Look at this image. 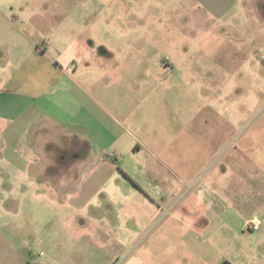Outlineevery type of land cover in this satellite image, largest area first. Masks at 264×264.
Masks as SVG:
<instances>
[{
  "label": "rangeland",
  "instance_id": "obj_1",
  "mask_svg": "<svg viewBox=\"0 0 264 264\" xmlns=\"http://www.w3.org/2000/svg\"><path fill=\"white\" fill-rule=\"evenodd\" d=\"M65 6L82 8V21L74 22L83 28L80 36L95 37L118 60L116 73L72 69L74 84L112 109L98 107L101 115L108 111L117 119L118 124L111 122L117 131L101 126V117L87 111L70 127L91 137L94 155L114 154L117 148L118 156L109 157L116 171L100 167L98 176L106 184L79 212L59 198L49 204L27 194L22 221L29 223L26 212L35 215L31 226L38 232L45 230L46 220L68 217L71 246L101 244L95 264L124 254L113 251L108 230L121 224L137 231L138 244H154L162 261H170L173 252L200 264L189 240L209 236L210 246L224 257L228 251L235 263L264 264V0H0V11L17 28L30 21L28 10L46 8V18L35 14L29 33L48 43L58 41L53 46L61 49L69 34L59 27L71 17ZM3 20L0 12V50L7 55H1L0 65L8 69L0 71V83L14 87L10 77L15 70L20 81L32 73L21 69L32 50L23 37L3 27ZM51 55L56 57L57 50ZM173 63L179 66L176 74ZM8 123L0 119V134ZM39 136H46L43 130ZM81 137L80 146L88 150V139ZM53 142L46 159L60 154L62 141ZM5 145L0 137V190L5 184L6 190L13 186L11 192H23L13 184H28L29 174H35L61 194L62 180L72 185L86 169L55 165L53 173H46L39 166L25 168L24 174L17 161L4 157ZM82 155L79 159H98ZM147 179L163 194L155 216L138 188H147ZM80 212L86 217L83 226L77 224ZM82 254L90 264L93 253Z\"/></svg>",
  "mask_w": 264,
  "mask_h": 264
},
{
  "label": "crops",
  "instance_id": "obj_2",
  "mask_svg": "<svg viewBox=\"0 0 264 264\" xmlns=\"http://www.w3.org/2000/svg\"><path fill=\"white\" fill-rule=\"evenodd\" d=\"M77 8L68 6L64 8V12L70 14V18L74 21L68 18L69 21H66L64 26L61 27L60 25L59 27L66 29V34H69L66 43L63 40L61 44L63 45L62 49L53 46L59 44L58 41L50 39L51 42L48 43L42 37L29 33L33 26L31 23L36 17L35 14L40 13L42 17L46 18V8L41 7L42 11H38L36 8L28 10L30 21L24 25V28H17L14 22L0 11L4 17L3 27L5 26L7 30L23 37L32 50L26 56L21 68L26 69V72H32L28 78L20 81L18 79L20 75L15 70L10 77L12 79L10 82L15 84L14 87H9V83H0V119L10 122L5 125L0 134L6 144L4 157L8 158V161H17V166L21 168L20 172L24 174L27 173L25 168H38L39 166H42L46 173H53L55 165L62 168L81 169L82 166L86 168L83 172L81 171L79 180L72 185L62 180L60 187L65 191H62L61 194L55 193L54 190L57 187L51 181L39 179L35 174H29L28 184L20 181L13 184L19 190L24 189L23 192H11L13 186L10 190L3 187L5 184L2 186L3 189L0 190V264H86L84 263V254H82L86 252L88 254L93 253V256H89L88 259L93 258V262L91 261L90 264H95L99 257H96L95 254L100 255L101 244L98 241L97 244L88 248L78 244L71 246V236L73 235L68 229L70 219L66 216L56 220L53 218L46 220L45 230L38 232L31 226L33 220L36 222L35 215L32 216L25 209V215L28 217L26 220L29 223H24L21 218V212L28 204L27 194L29 193L32 195V199L46 200L49 204H54L55 200L59 198L65 205L79 212L84 208L80 206L89 203L91 196L106 184L98 176L103 169L100 167L109 168L112 174L116 171L113 167L115 163L109 161V157L113 155V158H116L118 156L116 155L117 148L113 150L114 154L94 155L92 153L94 143L91 137L86 133L82 135L77 129L70 128L77 124L78 116L83 111L100 116L99 123L101 126L106 124L113 129L112 123L118 124L117 119L113 121V114L110 112L104 111L105 116L101 115L102 112L98 109L103 110L106 107L97 104L92 95L74 84L72 78L74 67L77 71L79 70L78 67L82 66L85 68L83 71L100 68L111 73H116L118 67L115 52L113 54L112 52L108 53L111 50L103 49L95 37L90 36L84 39L80 36V30L83 28L76 27L74 22L82 21L83 11H81L82 8ZM99 48L102 51H99ZM53 49L57 50L56 57L51 55ZM5 52V50H0V59L1 55L7 56ZM9 59L7 57L5 59L7 62H5L8 63ZM171 67L176 74L179 66L171 64ZM0 71L4 72L8 69L0 65ZM67 82L73 84L67 85ZM108 99H110L109 96ZM106 109L110 108L107 107ZM115 129L117 131L118 128ZM115 129L113 130L115 131ZM41 130L46 136H39ZM81 136L88 139L86 142V149L89 148L88 150L82 148L84 145L80 146L82 142L84 144ZM55 140H57V144L60 143V140L62 141L60 154L54 160L46 159V151L49 152L52 149ZM39 141H44V143H39ZM118 147L121 146L118 145ZM82 152L83 154L88 152V156L98 157V159L94 161H86V157L79 159L83 156ZM122 170L124 171V169ZM144 184L152 187L153 190L146 188L145 185H140L138 188L142 196L152 203L153 207L148 205L152 211V216H155L161 207L160 203L156 201L160 200L159 197L163 194L160 190L159 192L154 190L156 186L149 179L145 180ZM38 189H43L44 193L38 194ZM48 189L51 191L49 195ZM3 206H8V208L6 207L5 210ZM77 215L82 216L77 221L78 226H83L86 217L82 212ZM131 216L130 213L129 217L131 218ZM139 222V229H142L144 227L142 225L143 220H139ZM148 223L149 221H147ZM126 228L121 224L118 229H108L114 236L113 251L124 254L115 257V259H109L107 264H113V260L117 259H121L120 264H189L187 262L188 254L183 256L180 253L173 254V252H170L171 255H174L170 261H162V253L158 252V248L154 244H148L145 248L144 244H138L141 236L137 231L133 228ZM157 237L160 239V235ZM158 239H154V243L159 242ZM189 244L190 249L194 251L193 253L202 259L200 264H237L228 257V251L225 252L224 257L221 251L210 246L209 236L190 238ZM231 250L234 248L232 247ZM241 250L243 253V249ZM79 254L81 255L79 256Z\"/></svg>",
  "mask_w": 264,
  "mask_h": 264
},
{
  "label": "built area",
  "instance_id": "obj_3",
  "mask_svg": "<svg viewBox=\"0 0 264 264\" xmlns=\"http://www.w3.org/2000/svg\"><path fill=\"white\" fill-rule=\"evenodd\" d=\"M110 157H113V155L112 156H110ZM256 228V227H255Z\"/></svg>",
  "mask_w": 264,
  "mask_h": 264
}]
</instances>
